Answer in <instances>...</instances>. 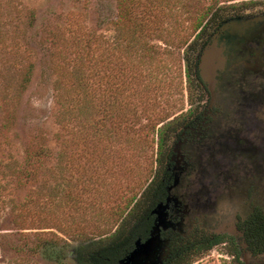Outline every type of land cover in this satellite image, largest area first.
<instances>
[{
    "label": "rangeland",
    "instance_id": "374dc122",
    "mask_svg": "<svg viewBox=\"0 0 264 264\" xmlns=\"http://www.w3.org/2000/svg\"><path fill=\"white\" fill-rule=\"evenodd\" d=\"M123 8L147 20L140 38ZM263 13L264 0H0V264H75L76 234L113 233L126 204L158 176L160 126L178 120L169 151L196 113L201 90L188 83L186 60L197 54L188 46L198 28L214 14L226 21ZM262 53V72L248 75L240 97L216 98L245 124L217 120L211 128L232 141L212 153L215 139L204 138L207 149L186 156L188 170L177 175L173 194L195 218L212 211L215 188L226 183L251 185L264 213ZM79 85L85 100L75 99ZM65 89L74 101L61 107ZM44 147L46 156L33 155ZM239 263L220 246L191 264Z\"/></svg>",
    "mask_w": 264,
    "mask_h": 264
},
{
    "label": "flooded vegetation",
    "instance_id": "af4514ba",
    "mask_svg": "<svg viewBox=\"0 0 264 264\" xmlns=\"http://www.w3.org/2000/svg\"><path fill=\"white\" fill-rule=\"evenodd\" d=\"M220 26L221 24L212 33L208 42H206L201 49V52L205 46L212 43V37L221 31ZM253 43H257L259 48L252 47L251 45ZM262 48H264V29L258 31L251 37L234 42L233 51L228 55L224 69L218 72L215 90L213 93H210L206 88L209 97L201 103L204 106L199 108L195 115L191 117V120L186 122L187 124L183 127L178 138H176V142L170 153L171 169L169 170L172 172L173 182L167 189V199L164 203H161L166 205L165 220L172 224V226L167 229L160 228V239L167 242L163 264L170 254V240L166 237L169 231L175 232L181 237H189L195 232L193 239L199 247L202 248L213 244L210 249L212 250L220 246H226L232 249V251L235 249L239 253V259H241L240 245H242L243 250L249 254L248 264H264V243L260 244L259 249H256V247L251 244L247 234V224L249 220L260 210L259 196L255 195L251 185L226 183L222 187H216L214 191V200L209 209L212 211H203L198 218H195L194 214L190 213V209L187 205L173 200L179 199L173 194V190L180 184L179 179L175 185V179L177 175H181L188 170L186 156L189 157L195 154L196 150L198 152L205 151L207 149L205 148L206 144L202 142L204 138H206V141L213 138L215 139L214 148L211 149V151H213L212 153L217 152V145L221 146L222 142L232 141V138L228 137H223L224 139L222 140L223 133L217 128H211V125L221 118L223 120H235L234 124L239 125L245 122L242 118L236 120L226 116V114L230 113L223 112V106L218 105L216 98L220 96L221 93H224V96L228 94L231 98L235 96L240 97V90L247 86L248 75L262 72V68L259 67L256 69L257 62L261 61L263 58ZM223 95L222 97H224ZM229 103L234 104L232 108L236 109L249 110L253 108L250 106L252 103L248 101H229ZM258 122V129H260L262 122L260 120ZM227 131L228 130L225 129V132ZM231 132L230 130V133ZM233 132L238 134L241 132V129L237 127L233 129ZM251 193L254 196V201L249 198ZM181 225L182 229L179 228ZM230 230L233 231L235 235H231L229 233ZM146 240L147 239L143 241ZM241 264L244 263L242 262Z\"/></svg>",
    "mask_w": 264,
    "mask_h": 264
},
{
    "label": "trees",
    "instance_id": "16d2710c",
    "mask_svg": "<svg viewBox=\"0 0 264 264\" xmlns=\"http://www.w3.org/2000/svg\"><path fill=\"white\" fill-rule=\"evenodd\" d=\"M151 13L153 12L145 9L143 15L149 18ZM233 16L237 17L239 14H235ZM122 18L126 20L130 27H132L131 25L137 21V18L134 16V10L132 11L130 8H123ZM223 18V16L214 14L209 23L201 25L198 28L199 31L196 41L192 44V46H188L189 54L191 52H197L195 59H190L189 56L186 60V79L188 80L190 86L196 84L197 90L198 88L201 90V96L196 97L195 103L198 105L204 101V97L207 99L209 97L206 86L199 77L198 63L201 49L205 43L208 42L212 33L220 24L224 22L223 20L225 19ZM146 22L147 20L137 21L138 38L146 32ZM124 69H127L126 66ZM31 72L32 71L29 70L23 76L21 80L22 88L30 82ZM79 87L81 88V91L79 95L75 96V99H87L83 85H79ZM59 97L61 107H66L69 104L71 105L74 101L71 92L66 89L62 90ZM198 105H196V107H194L189 114L195 111L197 112V109L202 107H199ZM82 110L83 109L81 108L80 112ZM177 122L178 120H175L168 124H164L158 129L159 155L156 160L159 164L158 176H153L138 197L135 198L131 204H129L130 202L126 204L128 208L126 211H121L122 216L119 219V223L114 232L107 236L103 235L96 238H86L83 234H76L74 239L78 242V244L72 248L75 264H119V261L125 258L134 249L137 241L147 239L156 220V215L153 211L159 204L165 202L168 197L167 189L173 182L172 172L169 170L171 169V150L167 151L166 148L170 134L176 130L173 128L174 126L172 127V125ZM45 149V147L39 148L38 151H34L33 155L40 158L44 157L46 156ZM163 160H165L164 163ZM247 234L248 239L251 241V244L256 247V249H259L260 244L264 243V213L260 210H258L257 214L249 220V223L247 224ZM194 235L195 232H193L189 237H181L175 232L169 231L166 237L170 240V254L164 264H191L202 255L208 253L213 244L201 248L193 239ZM70 240H72V238ZM42 242L45 241L41 236H38V243ZM38 246L39 245L37 244L36 249ZM233 253L235 258L239 260V253L235 249H233Z\"/></svg>",
    "mask_w": 264,
    "mask_h": 264
},
{
    "label": "water",
    "instance_id": "95a60500",
    "mask_svg": "<svg viewBox=\"0 0 264 264\" xmlns=\"http://www.w3.org/2000/svg\"><path fill=\"white\" fill-rule=\"evenodd\" d=\"M221 31L212 37V43L202 50L198 71L199 77L210 93L216 88L218 72L225 67L228 55L232 53L234 42L253 36L264 29V13L254 16H237L224 21ZM178 179H175V185ZM177 202V199H173ZM166 205L159 204L153 211L156 215L155 225L146 241H137L135 248L119 264H163L167 242L160 239V228L167 229L172 226L165 220ZM235 235L233 231H229ZM241 248V260L248 264L249 254Z\"/></svg>",
    "mask_w": 264,
    "mask_h": 264
}]
</instances>
